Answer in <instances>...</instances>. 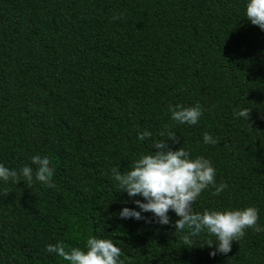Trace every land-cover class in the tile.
<instances>
[{
    "label": "trees",
    "instance_id": "16d2710c",
    "mask_svg": "<svg viewBox=\"0 0 264 264\" xmlns=\"http://www.w3.org/2000/svg\"><path fill=\"white\" fill-rule=\"evenodd\" d=\"M247 2L0 0V164L19 170L47 155L55 184L0 180V264H69L46 246L84 249L89 237L112 240L123 264H264V231L247 229L212 257L216 238L189 247L173 211L168 225L151 212L120 218L146 201L111 172L129 171L171 131L170 148L208 159L227 184L205 189L193 210L252 206L264 228V30L247 20ZM197 104L196 125L171 119L170 105ZM242 109L249 120L234 115Z\"/></svg>",
    "mask_w": 264,
    "mask_h": 264
},
{
    "label": "clouds",
    "instance_id": "9594fccd",
    "mask_svg": "<svg viewBox=\"0 0 264 264\" xmlns=\"http://www.w3.org/2000/svg\"><path fill=\"white\" fill-rule=\"evenodd\" d=\"M246 17L252 25L264 30V0H248L246 4ZM171 119L179 124L196 125L202 115L199 104L191 107L181 105L169 106ZM251 110L242 109L234 112V115L249 120ZM168 128V125H165ZM161 137L167 139L156 140L153 148L156 151L141 155L131 166V169L121 173L118 168H112L113 179L118 182L122 192H127L129 197H142L134 200L141 211L123 208L119 213L120 218L144 219L141 212H151L162 225L170 224L169 211H173L179 219L175 221L176 231L187 230L182 237L189 247L194 246L191 237L206 233L216 238L207 241V246L215 250L209 255L215 257L217 253L227 254L231 251L233 241H239L245 235L247 229L264 231L258 225V209L252 206L242 209L229 210H204L202 213L193 210V204L201 193L212 186L215 190L212 195H219L227 187V184H216V170L208 159L197 156L190 158V153L183 147L173 150L168 142L179 143L175 133L161 131ZM152 133L145 130L138 134L139 140H145ZM205 144H217L213 137L205 132L203 135ZM31 165H25L19 170H13L0 164V180L18 184L22 181L29 188L32 187L33 178L48 188L55 187L52 181L54 169L47 155H33ZM48 253L68 261L69 264H123L120 259L122 250L112 240L89 237L84 249L79 247L66 250L63 242L48 244Z\"/></svg>",
    "mask_w": 264,
    "mask_h": 264
}]
</instances>
